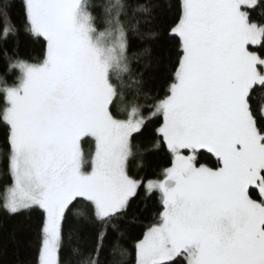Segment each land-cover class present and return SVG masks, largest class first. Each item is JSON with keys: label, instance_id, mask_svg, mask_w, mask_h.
<instances>
[{"label": "snow or ice", "instance_id": "snow-or-ice-1", "mask_svg": "<svg viewBox=\"0 0 264 264\" xmlns=\"http://www.w3.org/2000/svg\"><path fill=\"white\" fill-rule=\"evenodd\" d=\"M14 7L0 0L3 208L39 210L35 264H64L70 215L95 229L87 250L72 247L77 264H102L141 187L162 210L134 264H264V0H178L163 28L152 23L158 0H20L22 26ZM21 27L42 42L35 62L19 54ZM132 36L178 41L163 95L133 69ZM137 137L166 147L162 179L130 174ZM119 255L126 264L130 253Z\"/></svg>", "mask_w": 264, "mask_h": 264}, {"label": "trees", "instance_id": "trees-1", "mask_svg": "<svg viewBox=\"0 0 264 264\" xmlns=\"http://www.w3.org/2000/svg\"><path fill=\"white\" fill-rule=\"evenodd\" d=\"M143 2V0H140ZM161 7L157 9L152 21L153 25L159 28L165 27L175 16L171 7L178 3V0H158ZM16 7L12 9V16L18 26L23 25L24 17L20 8V0H14ZM147 25L141 27L145 31ZM176 40H161L154 44L141 41L138 37L130 38L128 55L134 57L131 61L136 73L143 74L144 89L150 96L163 95L169 77L173 72V65L169 62L175 59ZM19 54L24 59H31L33 62L40 59L43 45L26 35L21 27L20 35L16 41ZM145 48L150 49L145 53ZM134 54H139L134 56ZM3 76V67L0 65V77ZM14 77L8 78L12 84ZM0 87H3L0 84ZM140 103H145L141 97ZM149 103L151 101H148ZM162 122V118H161ZM135 143L140 146L141 157L130 164V174L138 179L146 181L158 178L162 170L171 165V157L164 148H153V141L150 137H137ZM92 142L82 144L85 156H90L93 149ZM5 147V130L0 126V152ZM202 162H208L214 166V158L205 156ZM12 181L7 173L6 161L0 156V264H35L36 252V226L40 217L39 210H24L17 214H10L3 208V201L6 195V187ZM162 210L160 205V194L154 193L151 198L145 197L143 187L138 190V195L130 201V208L127 215L120 221V232L123 235L117 236L110 233L106 240V247L101 254L102 264H121L119 249H126L130 256L125 258L126 264H134L135 243L142 238L143 233L155 219L156 213ZM71 233V241L66 240L63 250L64 264H77V257L72 254V247L77 242L82 247H87L94 242L95 229L91 226L78 222L71 215L65 225L66 236ZM119 246V247H117ZM116 249L115 254L112 250Z\"/></svg>", "mask_w": 264, "mask_h": 264}, {"label": "rangeland", "instance_id": "rangeland-1", "mask_svg": "<svg viewBox=\"0 0 264 264\" xmlns=\"http://www.w3.org/2000/svg\"><path fill=\"white\" fill-rule=\"evenodd\" d=\"M93 145H94V143H93ZM92 152H94V146H93V149H92ZM91 152V153H92ZM85 159H86V161L87 160H90V156H85ZM171 166V165H170ZM170 166H168V167H170ZM161 174H162V172H161ZM160 174V176L158 177V178H155V179H162L163 177H162V175ZM146 182V181H145ZM11 186V185H10ZM9 186V187H10ZM7 194V193H6ZM6 196V195H5Z\"/></svg>", "mask_w": 264, "mask_h": 264}]
</instances>
